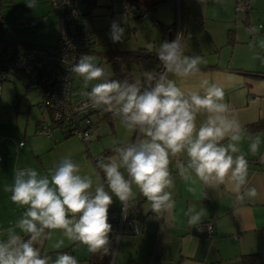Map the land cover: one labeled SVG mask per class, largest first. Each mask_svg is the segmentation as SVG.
I'll list each match as a JSON object with an SVG mask.
<instances>
[{"label": "clouds", "instance_id": "9594fccd", "mask_svg": "<svg viewBox=\"0 0 264 264\" xmlns=\"http://www.w3.org/2000/svg\"><path fill=\"white\" fill-rule=\"evenodd\" d=\"M27 6L35 9L37 0H29ZM124 34L125 29L114 20L110 39L120 42ZM175 35L171 42L164 41L159 46L157 55L163 71H145L143 87L139 81L107 78L105 69L97 65L92 55L82 54L70 67L82 79L83 89L91 84L90 91L82 90L88 103L118 117L127 130L135 133V138L113 142L115 155L107 162H97L104 183L97 182L95 186L92 176L82 175L80 166L69 157H61L48 175L31 167L16 169L13 183L5 184L4 191L11 193V201L25 210L0 239V264H79L67 252H58L52 259L35 246L51 239L57 230L69 241L86 246L90 253L107 254L112 231L108 211L113 197L123 205L125 219L136 197L135 190L146 198L155 214L174 209L175 182L170 165L178 156L181 159L175 160V167L188 191L195 192L193 186L199 182L215 188L230 185L238 201L257 197L256 187H245L248 161L240 147L244 137L238 119L225 101L224 88L202 79V92H186L176 79L170 78H190L200 72L203 63L201 56L185 54L188 45L178 20ZM254 46L256 41L250 44ZM258 47L264 50V39L258 41ZM255 58L264 60L259 55ZM93 81L99 82L92 84ZM199 114H205V119L197 125ZM249 140L250 152L257 153L261 137ZM185 215L188 225L198 227L203 210L190 207ZM63 244L61 239L53 247L60 249Z\"/></svg>", "mask_w": 264, "mask_h": 264}, {"label": "crops", "instance_id": "0c3cea01", "mask_svg": "<svg viewBox=\"0 0 264 264\" xmlns=\"http://www.w3.org/2000/svg\"><path fill=\"white\" fill-rule=\"evenodd\" d=\"M170 1L172 0L166 2L170 3ZM239 1L242 0H221V3H216L215 0H205L206 13H201V17L208 19L209 25L206 34L209 35L208 45L210 46V53L213 55L206 58L202 57L203 63L200 65V72L196 75L186 79L174 76H170V78L176 79L178 86L186 92H202L199 87L202 79H208L224 88L225 101L230 105L232 114L238 119L244 137L240 147L248 161V184L245 187H256L258 195L251 200L245 198L243 201H238L235 193L231 191L230 185L215 188L199 182L193 186L196 191L190 192L175 167V160L181 159L178 156L170 165L175 182V188L172 189L173 198L176 202L175 208L155 214L151 211L146 198L138 190H135L136 197L127 211V216L131 210L135 216H141L138 220L141 231L132 235L129 233L127 225L124 224L122 233L116 240L110 264H242V258L253 253L259 254V264H264V130L248 132L246 129L248 124L264 119V60H254L251 52L253 47H250V44L259 38V36H254L255 32L250 30L253 29L254 24H257V27L264 26V14L257 17L256 14L249 11V9L259 11L261 4L256 0H243L249 3L248 12L245 13L240 10L236 12L235 4ZM178 2L176 0L177 8H179ZM181 6L183 16L180 33L185 37L191 29L190 3L181 0ZM126 15L129 16L127 13ZM58 16L59 14L56 17L57 20ZM246 17L247 22H244ZM153 18L165 26L174 22L169 16L156 19L153 15ZM1 19L2 15H0ZM91 23L93 26L92 20ZM242 27L248 28L249 33L241 31L240 28ZM157 40L158 43H156ZM152 42L153 48L150 47L151 39H147L136 49H129L131 47H128V50H124L126 47H120L121 50L112 49L102 55L105 56L106 62H109L107 59L111 55L122 60L118 67L122 76H125V80L136 82L138 75L140 77L139 82L143 87L146 85V81L143 79L144 70L153 65V71L158 72L163 67L159 59L146 57L148 52H158L159 46L162 44L160 30L159 35L154 34ZM12 43L13 49L10 53L16 52L15 48L17 47L21 49L20 46L31 44L19 39H13ZM96 43L95 36L92 54L96 53ZM223 47L225 50L219 54L220 48ZM239 47H244V52L250 49L247 52L249 56L251 55L248 63L242 64L234 58V53L240 51L238 50ZM137 49H143V56L132 57L129 55L131 51ZM10 53L0 52L4 56ZM185 54L199 55L196 51H185ZM200 54H202L201 51ZM20 73L17 71L9 75L16 76ZM2 81L0 82V107L3 108L8 101L5 98ZM28 83L27 80V87ZM74 88L81 90L75 86ZM32 104L33 102L31 103L30 99L27 98L26 103L22 106L23 109H18L15 106V115H13L12 110L5 115L0 113V231L14 225L25 210L11 201V193L4 191L5 184L13 183L15 170L31 167L41 175H48L49 169L52 168L49 161L45 160V149L48 146L51 147L53 143L50 140L52 139V131L50 136L38 131V126L46 124V122L35 116L30 117ZM36 104L39 105L40 109V98ZM104 115V112L99 111L93 112L89 116L93 126H95V132L90 137L92 151L89 147V141H87L84 154L88 152L92 157L103 155L102 159L107 162L108 158L115 155L112 150L113 142L131 141L134 139L135 133L130 132L120 124L119 118L111 119ZM204 119L205 114H199L197 125ZM102 122L105 123V127L104 133L100 135ZM108 133H110L109 136L104 137ZM257 135L261 137L262 142L259 151L253 154L249 150V137L254 138ZM20 141L23 144L18 146ZM224 143H227V140ZM85 157L87 156L85 155ZM86 159L84 163L88 171L86 175L92 176L95 186V183H100V174L94 163L92 162L91 166L88 157ZM190 207L198 211L203 210L202 221L212 222L214 228L211 236L198 232L194 227L188 225V217L185 212ZM111 208L120 213L122 204L113 197ZM113 226L115 227V222ZM70 254L73 255L74 253L70 252ZM87 256L84 257L86 261Z\"/></svg>", "mask_w": 264, "mask_h": 264}, {"label": "rangeland", "instance_id": "374dc122", "mask_svg": "<svg viewBox=\"0 0 264 264\" xmlns=\"http://www.w3.org/2000/svg\"><path fill=\"white\" fill-rule=\"evenodd\" d=\"M124 1L125 0H94V3L92 4L82 3L80 6L84 12L90 13V18L93 21L95 33L97 34V43L95 48L96 53L88 55H92L95 57V62L98 66H102L105 69L106 76L109 79H113V69L111 64L109 62H106V58L102 54H106L112 49L121 50L120 47H126L124 50H128V47H131L129 49H136L147 39H151L150 47L153 48L154 44L152 42V38L154 34L159 35L160 30V27L158 25H155L152 17L150 16H146L147 21L146 19L144 20L145 17H143V19L141 20L135 17L134 13L127 16L124 9ZM185 1L190 3L189 12L191 17L190 32L187 36L184 37L185 42L188 45L185 51H196L199 56L204 58L212 56L213 53H210V46L208 45L209 35L206 34V29L209 25L208 19L201 17V13H206L205 2L202 4L200 0ZM256 2H259L261 4L259 11H257L256 9H249V11L256 14V16L258 17L261 14H264V0H256ZM27 3H29V0H11L8 5H3L0 7V15H2V19L0 21L1 53H3V51L6 53H10L12 51L13 39L24 40L28 43L40 46H55L57 37L60 33L59 23L56 19L60 10L53 9L50 0H37V7L35 9L28 7ZM153 15L156 19H159V17L164 18L165 16H169L171 17L172 21H177L176 0H172L170 1V3L163 2L158 4L155 10H153ZM32 19L39 20L36 26H29L25 24L26 21ZM114 20L119 22L120 26L125 29V34L122 41L116 43H114L110 39L109 35L110 27ZM261 26L262 25L258 26L259 28L257 27V24H254L253 26V29H258V31L253 34L254 36H259V38H256L254 40L257 43L261 38H264V27ZM240 30L244 33H249L248 28L246 27H242L240 28ZM156 43H158V40ZM239 48L240 49L238 50L240 51L234 53V58L242 64H244L245 62L248 63L251 55L249 56V53L247 52L250 49L244 52V47ZM223 50H225V47L220 48L219 54ZM251 50L253 59L262 61V59H257L255 57L259 55L261 58H264V50L260 49L258 45L251 48ZM200 51L202 52V54H200ZM153 69L154 66L150 65L144 70V72L153 71ZM137 77L136 80L139 81L140 77L138 75ZM27 80L28 77L23 73H20L16 76L9 75V77L2 81L3 88L5 89V98L8 102L3 106V108L0 107L1 115L9 113L10 110H12L13 115H15V106L18 109H23L22 106L26 103V100L28 98L30 99L31 103L33 102L30 107V117L32 118L35 116L38 119H43V121L46 122V125L51 124V114L45 106L41 105L42 107L40 106L39 109V105H37L36 103L39 101L40 97L38 96V93L30 87V85H28L27 87ZM73 81L75 87H78L81 90L83 89L81 78L77 77L74 74ZM96 82L99 81H93L92 84ZM89 88H91V84ZM104 127L105 123L102 122L100 125V135L104 133ZM106 127L109 130V126L107 125ZM51 131L52 139L50 140L53 141V143L51 147L48 146L45 149V160L49 161L51 167L53 168L59 162L61 157H69L73 160L74 163H77L80 166L82 175H86V173L88 174L87 166L84 163L85 160H87L86 158L88 157V159L90 160V165L92 166V155L88 152H85L84 154L85 141L76 134L64 137L58 126H54L53 128H51ZM109 134L110 133L104 135V137L107 135L109 136ZM88 141L89 147L92 151V140L90 139ZM85 155L87 157H85ZM82 161L84 162L82 163ZM99 181L100 183H102L101 179ZM7 228L0 231V239L4 238L3 234ZM16 231L22 236L25 235L24 233L20 232L19 229H17ZM61 239L64 241L63 247L60 249H55L53 245ZM35 246L40 248L42 255L47 254L51 256L52 259L56 258L58 252L68 251L69 253H74L73 256L76 257L79 264H88L84 259V257L89 253L86 246L69 241L59 230L53 232L51 239L37 242Z\"/></svg>", "mask_w": 264, "mask_h": 264}, {"label": "built area", "instance_id": "2783aa9c", "mask_svg": "<svg viewBox=\"0 0 264 264\" xmlns=\"http://www.w3.org/2000/svg\"><path fill=\"white\" fill-rule=\"evenodd\" d=\"M81 1L50 0L53 9L60 10L58 16L60 33L55 46L32 45L11 56L0 54V82L9 74L17 71L25 74L30 87L39 94L42 104L51 112L52 119L66 121L72 128V132L87 142L95 132V126L89 117L93 112L103 111L110 116H116L102 108H93L87 98L82 95V90L75 89L73 86L74 73L70 71V67L78 60V56L82 55L84 47L92 44L93 48L96 36L89 21L81 17L79 9ZM244 8L247 6L236 5L238 10ZM143 16L149 15L144 13ZM36 23L37 19L25 22L29 25ZM161 71L163 67L160 68L159 72ZM90 90L91 88H88L83 91ZM38 131L46 136L51 135V129L45 125L41 126ZM22 144L23 142L20 141L17 145ZM101 182L104 183V179ZM122 208L120 213L113 210L111 206L108 211L109 223L115 222L116 240L122 233L124 224L127 225L132 235L141 231L138 221L141 216L134 215L131 218L127 216L125 219ZM194 228L198 232L211 236L214 226L210 221H202L198 227Z\"/></svg>", "mask_w": 264, "mask_h": 264}, {"label": "trees", "instance_id": "16d2710c", "mask_svg": "<svg viewBox=\"0 0 264 264\" xmlns=\"http://www.w3.org/2000/svg\"><path fill=\"white\" fill-rule=\"evenodd\" d=\"M11 0H0V7L3 5H8L10 3ZM169 0H125L124 1V9L126 11L127 14H135V17L137 18H143V14L147 13L150 17H152L153 22L158 25L160 27V31H161V41L162 43L164 41H168L171 42L174 38H175V33H176V21H174L171 25L169 26H165L164 24H162L161 22H158V20H155L153 18V10L156 8V6L160 3L166 2ZM178 5L179 8H177V3H176V12L177 15L179 14V30L181 31V19L183 16V10H182V6H181V0H178ZM85 3V4H92L94 3V0H82L81 3L79 4V9L81 11V17L82 19H85L86 21H89L91 29L93 28L92 23H91V18H90V13L89 12H84L81 9V4ZM237 4H243L246 5L247 8L244 9H239L241 12H248L249 9V3L248 1H239L236 2L235 4V8ZM238 9H236V12L239 11ZM1 21V20H0ZM38 19H37V23L38 24ZM27 22V21H26ZM244 22H247V17L244 19ZM35 24V25H36ZM29 25V24H27ZM35 25H29V26H35ZM95 30V29H94ZM59 37V35H58ZM229 39H233L232 37H228ZM58 39V38H57ZM232 41V40H229ZM16 45V44H15ZM33 44L30 45H25V46H20V48H15L16 52H12L9 55H5V56H11L12 54L15 53H19L22 52L23 50L27 49L29 46H32ZM94 45H95V41H94ZM92 51L94 52V46L92 48V44L91 46L88 47H84L83 49V53L82 54H92ZM144 52L143 49H137L134 51L130 52V56L132 57H138V56H143ZM81 56V55H80ZM77 59H79V57ZM147 58H151V59H159L157 52H148L146 55ZM107 61H109L111 63V65L113 66V77H115V79L117 80H125V76H122L121 72H120V68L118 67V65L120 64V61L118 58H115L114 56H110L108 57ZM160 70V69H159ZM159 72V71H158ZM29 85V83H28ZM39 95V94H38ZM40 104L42 106H44L41 102V98H40ZM48 109V108H47ZM49 111V109H48ZM49 113L51 114V112L49 111ZM104 116L108 117V118H118V117H113L108 115L107 113L104 112ZM92 123V121H91ZM47 126L50 129L53 128L54 126H58L59 129L61 130L62 134L64 137H68L70 135H74V133L72 132V128L69 126V124L66 121L63 120H54L52 119L51 116V124L46 125V124H40L38 126V130L41 126ZM246 129L248 132H254V131H259V130H264V119H260L256 122L250 123L246 126ZM86 143V142H85ZM103 155H98V156H94L92 157V162L97 165L98 160L102 159ZM97 157V158H96ZM99 174H100V178L103 181L104 177H103V173L101 172V170H99L97 168ZM106 187V186H105ZM132 211V210H131ZM129 212L128 218H131L134 216V212ZM112 225V231L109 234V238H110V245H109V251L107 254L104 253H89L88 257H87V262L88 264H110L111 261V257L113 254V249L115 246V242H116V237H115V227L113 226V223H110ZM25 236V235H23ZM25 238H27L25 236ZM260 263V258H259V254L257 253H253V254H248L245 255L242 258V264H259Z\"/></svg>", "mask_w": 264, "mask_h": 264}, {"label": "water", "instance_id": "95a60500", "mask_svg": "<svg viewBox=\"0 0 264 264\" xmlns=\"http://www.w3.org/2000/svg\"><path fill=\"white\" fill-rule=\"evenodd\" d=\"M177 20L179 21V18L177 17Z\"/></svg>", "mask_w": 264, "mask_h": 264}]
</instances>
